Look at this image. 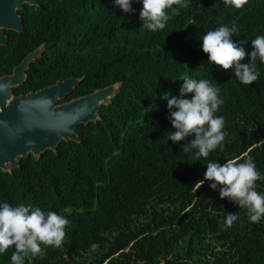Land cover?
<instances>
[{"label": "trees", "instance_id": "obj_1", "mask_svg": "<svg viewBox=\"0 0 264 264\" xmlns=\"http://www.w3.org/2000/svg\"><path fill=\"white\" fill-rule=\"evenodd\" d=\"M186 2L153 32L139 19L141 0H131L129 13L114 0H37L18 11L20 33L4 31L0 77L42 48L10 89L14 96L78 79L60 104L118 85L98 120L74 130L78 142L60 141L54 152L0 171V204L32 205L70 221L60 248L41 245L42 255L25 264H264V217L252 223L211 181L198 183L208 162L229 159L250 157L264 176V64L257 61L258 80L244 85L200 47L207 31L234 26L231 39L250 52L264 36V0L240 9L223 0ZM185 75L209 80L223 100L216 115L225 118L227 136L207 158L182 152L194 136L167 141L175 131L167 99L181 98ZM256 190L264 193V179ZM68 206L72 212L63 213ZM227 213L238 214L231 227L223 223ZM13 251L0 254V264H11Z\"/></svg>", "mask_w": 264, "mask_h": 264}, {"label": "clouds", "instance_id": "obj_2", "mask_svg": "<svg viewBox=\"0 0 264 264\" xmlns=\"http://www.w3.org/2000/svg\"><path fill=\"white\" fill-rule=\"evenodd\" d=\"M141 2L139 19L145 29L153 32L164 29L173 15H179V8L188 7L186 0ZM223 2L227 6L240 9L248 0ZM114 4L124 13L134 11L131 0H114ZM236 31L234 26L230 28L223 25L209 30L200 38V47L203 53L207 54L210 64L220 66L226 71L232 70L242 84L250 85L256 82L260 75L257 61L264 64V36L255 37L251 44L252 50L246 53L243 47L231 39ZM246 56L249 62L243 63ZM180 80L183 81L181 98L167 99V94L164 97L169 109L168 119L175 129L166 134L167 141L177 143L194 136V139L183 145L182 152L187 153L195 149L197 159L207 158L210 152L223 144L227 136L224 131L225 118L216 115L223 104L220 90L207 79L197 80L185 75ZM185 94H191V98H183ZM203 175L204 179L198 181L200 186L205 180L211 181L209 187L218 189L221 199L228 198L239 208L246 209L252 223H257L264 217V193L256 190V181L264 179V176H261L250 157L243 162L238 159H229L223 164L208 162ZM62 212L70 214L72 208L65 207ZM237 219V213H227L223 223L231 227ZM69 223L65 215L55 211L45 212L32 205L11 206L4 202L0 204V254L13 248L11 264H25L27 257L42 255L41 245L60 248ZM91 247L95 249L97 245L93 244Z\"/></svg>", "mask_w": 264, "mask_h": 264}, {"label": "water", "instance_id": "obj_3", "mask_svg": "<svg viewBox=\"0 0 264 264\" xmlns=\"http://www.w3.org/2000/svg\"><path fill=\"white\" fill-rule=\"evenodd\" d=\"M34 7L37 0H0V46H5L4 31L20 33L18 11ZM41 52V46L28 53L10 75L0 77V171L9 172L18 166L19 158L27 155L37 159L44 151L54 152L60 141L78 142L74 130L98 120L97 112L113 97L118 85H109L91 94L62 101L79 82L64 79L35 92L18 96L10 89L20 86L24 72Z\"/></svg>", "mask_w": 264, "mask_h": 264}, {"label": "flooded vegetation", "instance_id": "obj_4", "mask_svg": "<svg viewBox=\"0 0 264 264\" xmlns=\"http://www.w3.org/2000/svg\"><path fill=\"white\" fill-rule=\"evenodd\" d=\"M41 50H42V48H41Z\"/></svg>", "mask_w": 264, "mask_h": 264}]
</instances>
